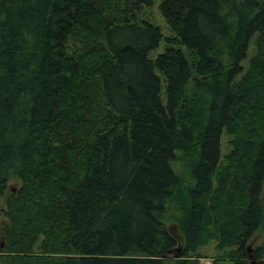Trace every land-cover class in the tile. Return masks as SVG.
<instances>
[{
  "label": "trees",
  "instance_id": "trees-1",
  "mask_svg": "<svg viewBox=\"0 0 264 264\" xmlns=\"http://www.w3.org/2000/svg\"><path fill=\"white\" fill-rule=\"evenodd\" d=\"M154 6L0 0V264H264V0Z\"/></svg>",
  "mask_w": 264,
  "mask_h": 264
},
{
  "label": "rangeland",
  "instance_id": "rangeland-1",
  "mask_svg": "<svg viewBox=\"0 0 264 264\" xmlns=\"http://www.w3.org/2000/svg\"><path fill=\"white\" fill-rule=\"evenodd\" d=\"M160 5V0H155V6L150 11H145L142 13L143 18L150 20L151 23H153L156 27L160 29V32L162 34V37L164 39H170L174 40L172 34L168 30L165 22L161 18L158 7ZM166 45L161 43L158 51L154 54L153 58L155 59L158 55L162 54L166 50ZM254 54V48L250 47L249 53H248V59L243 64L244 67L247 66L248 60L251 58V56ZM230 139L226 136H223L221 139V158L224 159L226 156H228L231 152L230 146H229ZM8 188L13 189H19L20 185L19 183L13 182L8 185ZM14 191V190H13ZM7 196H4L0 199V223H6V219L3 217V213L5 211V200ZM173 210L170 208L169 214L172 215ZM171 221L170 217L167 216V228L170 231V233L174 234L175 236L178 235V231L176 226L169 222ZM259 240H255L254 243L249 247V249H255L256 246H258ZM194 258H191L193 261H196L197 264H231L229 261L225 259V255L223 253H218L216 251V246L214 244H210L209 246L199 249L197 254Z\"/></svg>",
  "mask_w": 264,
  "mask_h": 264
},
{
  "label": "water",
  "instance_id": "water-1",
  "mask_svg": "<svg viewBox=\"0 0 264 264\" xmlns=\"http://www.w3.org/2000/svg\"><path fill=\"white\" fill-rule=\"evenodd\" d=\"M163 259H165V257H163Z\"/></svg>",
  "mask_w": 264,
  "mask_h": 264
}]
</instances>
